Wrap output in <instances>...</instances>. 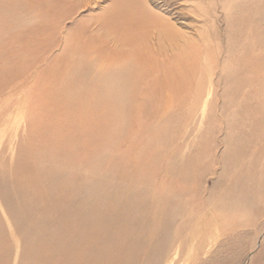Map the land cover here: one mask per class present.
Returning <instances> with one entry per match:
<instances>
[{
    "label": "bare ground",
    "instance_id": "1",
    "mask_svg": "<svg viewBox=\"0 0 264 264\" xmlns=\"http://www.w3.org/2000/svg\"><path fill=\"white\" fill-rule=\"evenodd\" d=\"M99 1L83 0L82 5L91 7ZM107 3L89 25L64 32L61 54L42 67L39 64L57 46L55 38L62 30V26L53 25L57 12L50 10L48 24L34 22L38 14L36 19L20 21L16 10L24 11L21 18L29 15L28 0H0V66L13 65L8 71L0 68V75L13 72L16 62L30 52V64L15 76L24 78L34 70L38 75L33 84L36 100L29 116L32 131L37 130L31 154L9 168L10 177L0 173V199L12 223L10 232L15 231L25 247L20 264H168L192 237L198 239V251H204L200 245L210 242L209 228L215 226L225 200L232 197L230 206L236 208L251 201V192L239 191L241 187L230 186L218 198L216 193L223 190L228 159L238 164L244 155V142L255 141L241 134L245 124L241 117L263 105L264 54L257 53L259 43L264 45V0ZM64 12L60 14L62 21L73 18L72 11ZM31 21L38 24L37 28L25 29ZM76 35L83 39H75ZM47 37L42 48L32 46V42L40 43ZM19 38L26 46L19 44ZM215 99L217 106L222 99V117L217 123ZM97 101L103 103L101 112ZM149 103L157 104L162 115L151 116L146 109ZM185 103L190 105L186 116L176 111ZM140 106H146L144 117L150 119L146 131L156 122L171 119H179V130L176 125L169 136L156 128L153 139L141 143ZM201 107H207L208 112L206 109L205 120L199 121ZM130 112L136 118L130 140L140 142L134 149L142 152V158L133 160L132 172L124 174L131 176V185L123 183L107 194L94 183L87 184L78 165L72 171L56 169V164H65L66 159L81 161L78 157L95 149L102 138L98 133L102 136L110 125L124 122L123 116ZM182 121L191 126L188 133L181 131ZM253 125L251 117L247 126ZM262 126L264 120L258 122V139L263 135ZM193 131L199 140L188 153L184 142ZM153 143L157 148L144 159V152ZM217 173L218 178L208 187V177ZM244 209L246 214L237 213L245 218L248 212ZM89 230L105 235L98 251L93 249L97 252L93 259L87 255L80 261L72 257L79 251L84 254L88 247L77 238L67 240L57 252L48 247L69 233ZM12 250L0 215V264H10ZM263 258L261 250L249 260L262 264Z\"/></svg>",
    "mask_w": 264,
    "mask_h": 264
},
{
    "label": "rangeland",
    "instance_id": "2",
    "mask_svg": "<svg viewBox=\"0 0 264 264\" xmlns=\"http://www.w3.org/2000/svg\"><path fill=\"white\" fill-rule=\"evenodd\" d=\"M109 1L100 0L99 1L100 3L99 2L93 3L91 4V7L89 6L90 7L89 8V7H83L82 5L83 0H28L32 14L31 13L29 15L26 14L24 18H21L23 16L24 11L16 10L18 19L20 21L22 20L27 21L29 18L33 19V17L37 18L38 16V20H35L36 19L35 18L34 19L35 21L34 20L33 21L38 22V23L41 22V24H48L46 22L51 21L49 19V15H50L49 13L51 12L50 10H54L57 12V15H58L56 16L57 20L55 23H53V25L56 27L62 26V30L60 31V33H58V35L55 38L57 41V46L48 54V56H46L44 62H41L39 65H41L42 67H46L58 55H60L63 50L62 45L64 44V35L68 31H71L74 28H77L78 26L82 24L89 25L96 18V16L98 17L99 15L102 14L103 12L102 9L106 5L109 4L107 3ZM262 9L264 10V8ZM64 11L66 12L70 11V13L72 11L74 15L73 18L68 19L66 21H62L60 19V16H61L60 14L65 13ZM8 12L11 14V16H13V13H11L9 9H8ZM33 21L29 23L26 22L27 26L25 29L31 28V30H33L37 28L38 24H35ZM31 30H27V31L29 32ZM93 37L94 36H92L91 38ZM261 38L263 40V32L261 34ZM75 39L77 40L83 39V37L82 36L77 37L76 35ZM48 40L49 38L47 37V38L42 39L40 43L34 44V42H32L31 44L32 46L39 45L42 48L43 43ZM18 42L21 45L22 44L25 45L24 44L25 41L20 40V38ZM18 50H21V47H19ZM30 53L27 54L26 57L23 56L21 59H19L21 61L16 62L17 68H14L13 72L9 71V73H6V75H0V164H1L0 173L6 174L7 177H10V169H9L10 167H12L22 158L28 157L31 154L30 153L31 152V149H30L31 141L35 139L34 137H36L35 135L37 133V130L32 131L33 123H31L32 121L31 119H29V116L32 110L31 106L34 100H36V95L33 93V92L37 93V91H34L36 90L35 89L36 84L34 86L33 84L38 78L37 72L36 70L29 72L28 74H26L24 78H21V77L18 78V76H15L17 73L19 72L21 73L22 69H24L25 66L27 67V65L30 64V61L32 60L33 52H30ZM53 53L55 55H53ZM258 54L259 55L264 54V45L262 41L259 43L257 55ZM10 60H13V59H10ZM0 64H1V61H0ZM260 65L262 66L263 64L260 62ZM11 66L13 65L4 64V68L2 66H0V68H3L4 70L8 71V69ZM22 82L24 83L22 84ZM25 82L27 83L26 85H25ZM263 94H264V91H263ZM263 94L261 95L263 98H260L263 104L262 108L260 110L257 108V110H255L256 112L248 111L245 117H241L245 119L244 121L245 124L241 126V134H243L244 138L246 134L249 135L250 137H254L255 141L254 142L249 141L248 143L246 141L244 142V151H243L244 155L239 160L240 164L239 163L236 164L233 161L231 162V159H228L229 164H228V170L224 177L225 184L223 183L224 184L222 188L223 190H220V191L218 190L216 193L218 194L217 195V198H218L222 195L224 191L226 192L227 188L230 186L231 187L235 186L237 188L241 187L239 191L242 189L243 191L248 190L249 192H251V201L245 202V204H242L240 205V207L236 208V207H232L233 205L230 206L232 197H229V199L225 200L224 203L226 205L224 209L226 208V210L223 209V212L221 211L219 213L220 218L218 217V219L216 220L215 226H212L209 228L210 242L206 245L204 244L200 245V247H204V251H201V252L198 251V244H199L198 239L194 240V238L192 237L189 240V243L187 244L186 248L182 250L181 253L179 254L180 256L177 255L176 258L172 259V262L168 264H249V262L251 264V259L253 258V256L260 253L261 250H264V245H263L264 244V167H263L264 166V126L261 127L263 135L259 139H258L259 132L257 131L258 122L260 120L262 121L264 120V95ZM219 98H220V94H219V97H217L216 99H219ZM216 99H215V102H216ZM221 101L222 99L218 101L219 106L221 104ZM97 103H98L97 106L98 105L100 106V109L98 110L99 112H101V110L103 109V103H101L100 101H97ZM151 105H152V108H150ZM146 106H140L141 111L139 115L137 116L139 120V125H141L140 129L138 130L139 135H140V136L138 135V140H140L141 143L144 142L145 144V142L149 141L150 139H153L152 131H154L156 128H160L158 133L162 135L163 134L169 135V136L174 134L172 132H174V129H175L174 127L176 125H177V130H179L180 125H178L179 123H177L179 119H171L170 121L162 123V124H159V122H156L157 125L155 124L151 126L146 131L145 127L150 122V119L148 118V116L144 117V109ZM181 106L182 107H180L176 111H178L177 112L178 114H184L186 116L187 111L190 110L189 109L190 105L186 106V103H185ZM219 106H217V102H216L215 107H214V115H215L214 117L216 118V123L219 122L222 117ZM146 109L148 111H151V114H152L151 116L158 117L159 115H162V111L157 104L149 103L148 108ZM206 109L208 112L207 107L200 108V111L198 112V115H197V119H199V121L202 120L201 118L205 120V117L207 116ZM173 112L174 110H171V114ZM130 114L131 112L123 116L124 122H119V124L116 123L115 124L117 125L116 127H112L113 125H110L111 127L105 132V134H102V136L100 132L99 133L97 132L98 136L102 138L98 140L97 144L95 145V149L93 150L90 149L86 152V154L84 153L78 157V158H81V161H79L78 163H71L72 161L70 162V161H67L66 159L67 163L65 164L57 163L55 166L56 169L62 172L72 171L74 170L73 166L78 165L79 166L78 169H80L79 171L82 172L83 180L87 184L94 183L96 188L98 187V190L99 188H101L100 191L102 192L105 191V193L107 192V194H109L111 190L114 191L117 187H121L123 183H126V185L128 184L131 185V181H132L131 176L126 175V177H124V174L128 173V171L132 172V169H133L132 167L134 164L133 160H136V159L139 160L140 158H142V152L137 153L134 149V147L138 146L141 143L138 142L137 140L133 142L132 140H130V136L133 134L132 126L136 120L134 113L132 117L130 116ZM174 117L176 116L174 115ZM251 117L252 119H254L255 125L249 127L247 126V124L249 122V118ZM181 123H183V128L181 131L183 133H188V131H190L191 126L186 125L187 123H184V121H182ZM134 127L137 128L138 125H134ZM128 128H131L129 132H128ZM169 132L171 133V135ZM196 134L197 133L194 131L190 132L191 136L187 138V142H184V144L187 147L186 152L188 153L193 151V148L195 145L197 146L199 137ZM193 135H195L196 137ZM127 137L129 139H127ZM124 139H125V142H124ZM127 140L128 142H126ZM188 141H192V142H189L192 144L191 147L187 146L189 144ZM118 147H119V150H118ZM143 148H145L144 145L142 149ZM152 148L153 149L157 148V143H153L152 147L144 152V159L147 154L149 155V154L154 153L152 151L153 150ZM144 150L145 149H143V151ZM131 162H132V166H130ZM243 166H245V168ZM216 167H217L216 165L213 166L214 169H216ZM216 170L220 172L219 167H217ZM217 178H218V173L214 176L212 175L208 177L207 186L212 187V185L214 184ZM236 180H237V184L235 183ZM122 181H125V182H122ZM100 191H99V194L104 193V192L100 193ZM126 191H127V188L123 189L122 191L123 197H125ZM1 203L2 201L0 199V215L6 227V231L9 235V238L12 244V249H13L12 250L13 255H12L10 264H20L22 254H24V250H25L24 243L21 241L20 237L15 233V231L13 232V234L12 232H10L11 230H13L11 229L13 228L11 227L12 223L10 221V218L7 214V211L3 203L2 204ZM244 208L248 212L247 215H245L246 211H243ZM237 212L245 213L244 214L245 218L243 217V215H238ZM235 221H238V223L239 222L241 223L238 224ZM74 239H76L77 242H82V244L85 247L86 245L88 246L86 247L87 249L85 250L84 254L79 251L75 255H72V257L80 261V259L82 260L83 257L86 255L91 258L97 255L96 254L97 252H95L93 249L98 251L97 245L105 241V235L102 233L96 232L94 230H89L83 233H77V235L72 232L62 237V239H58V241H53L49 243L48 247L54 252H57L59 249V246L62 247V245H65L67 240H74ZM252 241L254 243H252ZM69 257H71L70 252H69ZM250 257L251 259L249 260ZM169 258L171 259L172 256L169 255ZM262 264H264V258L262 259Z\"/></svg>",
    "mask_w": 264,
    "mask_h": 264
}]
</instances>
